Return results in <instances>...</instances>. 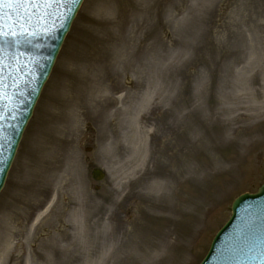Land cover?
<instances>
[{
	"label": "rangeland",
	"instance_id": "1",
	"mask_svg": "<svg viewBox=\"0 0 264 264\" xmlns=\"http://www.w3.org/2000/svg\"><path fill=\"white\" fill-rule=\"evenodd\" d=\"M260 107L264 0H84L0 194V264H134L132 234L164 228L200 264L264 185Z\"/></svg>",
	"mask_w": 264,
	"mask_h": 264
},
{
	"label": "water",
	"instance_id": "2",
	"mask_svg": "<svg viewBox=\"0 0 264 264\" xmlns=\"http://www.w3.org/2000/svg\"><path fill=\"white\" fill-rule=\"evenodd\" d=\"M82 2L83 0H65L63 4H56L48 18L35 19L30 32L35 35L27 38L18 36L16 39L20 43L16 48L0 52V192L24 130ZM3 45L4 41L0 40V47ZM15 62L20 64L16 65ZM93 177L102 181L105 175L100 170H95ZM258 207L264 216V186L257 195L246 194L235 201L231 220L215 238L211 251L202 264H213L222 247L226 254L241 240L246 239L238 224L245 211L247 219L253 217L250 208Z\"/></svg>",
	"mask_w": 264,
	"mask_h": 264
},
{
	"label": "bare ground",
	"instance_id": "3",
	"mask_svg": "<svg viewBox=\"0 0 264 264\" xmlns=\"http://www.w3.org/2000/svg\"><path fill=\"white\" fill-rule=\"evenodd\" d=\"M256 115L253 114H247V115H242V118L246 121H250L251 119H254V117L256 116H264V107H260L257 112ZM38 141L35 143L34 145V151H36V149L38 148ZM35 174L34 177L35 179L37 178V175H39V172L37 171L38 168L36 166L35 169ZM30 173L27 174L25 177L29 176ZM27 181V179H26ZM29 181H32V178L29 177ZM13 211H10L9 213H6L3 215L2 217V222L0 223V234L2 233V231L4 230V225H5V221H12L14 219L13 217ZM90 218V213L87 212L84 214V219L87 222ZM110 221H108L106 223V225L103 227V232L105 234V231L107 230V228L110 226ZM103 224V223H102ZM18 226V230L11 233V238L14 239V243L12 245H14L13 249L14 251H19L22 250L23 248V242L22 240V227L21 225H17ZM88 231L90 229H87ZM136 231V230H135ZM174 230L172 228H164L162 231H156L154 232H149V231H145V230H138L137 232H139L138 234H132V240H131V251L135 252L136 254H140V258H137L136 261L134 262V264L140 263V264H175V256H170L171 260L169 258H167V250L170 249V246H173L172 244L170 245V237L172 236V232ZM146 237L148 238V243H146ZM53 240V239H51ZM117 240V237L114 235L110 236V241L111 243L115 242ZM155 240H158V244L155 245L156 247V253H152L150 250H153V243ZM1 235H0V246H1ZM93 240L90 237V244H92ZM144 243V245H142ZM93 254L90 251L89 252V257H91ZM134 255V254H133ZM133 255L129 258H133ZM159 256V260L158 261H154L155 257ZM90 264V263H89Z\"/></svg>",
	"mask_w": 264,
	"mask_h": 264
},
{
	"label": "snow or ice",
	"instance_id": "4",
	"mask_svg": "<svg viewBox=\"0 0 264 264\" xmlns=\"http://www.w3.org/2000/svg\"><path fill=\"white\" fill-rule=\"evenodd\" d=\"M4 0H0V4H3ZM23 2L35 4L37 7H44L45 9L51 8L56 4H63L65 0H23ZM75 2V0H73ZM21 32L8 31L5 32L0 29V40L4 41L3 47H0V52L5 51L7 48H16L17 44L20 43L18 36H25L26 38L30 35H35V33H28L27 29H24L23 26ZM30 43V41H28Z\"/></svg>",
	"mask_w": 264,
	"mask_h": 264
}]
</instances>
